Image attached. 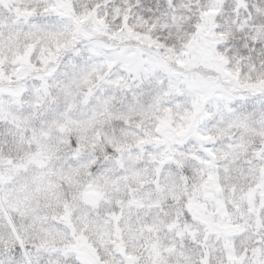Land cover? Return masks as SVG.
I'll return each mask as SVG.
<instances>
[{
	"label": "snow or ice",
	"instance_id": "6c2138e0",
	"mask_svg": "<svg viewBox=\"0 0 264 264\" xmlns=\"http://www.w3.org/2000/svg\"><path fill=\"white\" fill-rule=\"evenodd\" d=\"M0 264H264V0H0Z\"/></svg>",
	"mask_w": 264,
	"mask_h": 264
}]
</instances>
